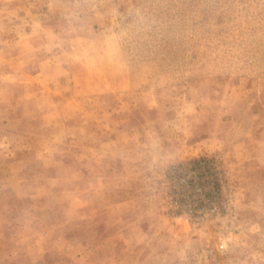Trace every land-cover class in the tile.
<instances>
[{"label":"rangeland","instance_id":"1","mask_svg":"<svg viewBox=\"0 0 264 264\" xmlns=\"http://www.w3.org/2000/svg\"><path fill=\"white\" fill-rule=\"evenodd\" d=\"M0 264H264V0H0Z\"/></svg>","mask_w":264,"mask_h":264}]
</instances>
